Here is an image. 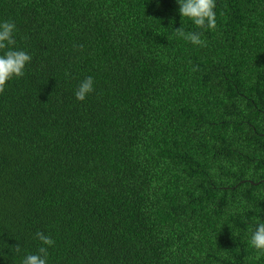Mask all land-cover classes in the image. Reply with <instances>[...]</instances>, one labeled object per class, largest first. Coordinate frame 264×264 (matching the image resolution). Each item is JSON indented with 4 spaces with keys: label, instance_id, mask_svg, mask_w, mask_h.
<instances>
[{
    "label": "trees",
    "instance_id": "trees-1",
    "mask_svg": "<svg viewBox=\"0 0 264 264\" xmlns=\"http://www.w3.org/2000/svg\"><path fill=\"white\" fill-rule=\"evenodd\" d=\"M179 7L0 0L32 56L0 93V264H264V0H216L215 30Z\"/></svg>",
    "mask_w": 264,
    "mask_h": 264
},
{
    "label": "clouds",
    "instance_id": "clouds-1",
    "mask_svg": "<svg viewBox=\"0 0 264 264\" xmlns=\"http://www.w3.org/2000/svg\"><path fill=\"white\" fill-rule=\"evenodd\" d=\"M179 13L181 17H187L196 27L201 29L216 28V0H177ZM16 24L11 21L0 23V50L8 48L3 54H0V93L5 90L6 83L13 77H22L25 74V66L32 60V56L24 50H14L9 48L15 45L14 32ZM178 36L190 41L194 45L206 46V41L202 39V32H185L182 27L175 29ZM198 70L197 67L193 71ZM94 91V79L92 76L86 77L81 81L75 96L78 100L83 101ZM36 237L42 242V245L52 246L55 241L44 232L36 233ZM250 245L264 252V222H258L255 230L252 232ZM19 251V246H17ZM48 249L41 246L36 254H28L22 264H47Z\"/></svg>",
    "mask_w": 264,
    "mask_h": 264
}]
</instances>
